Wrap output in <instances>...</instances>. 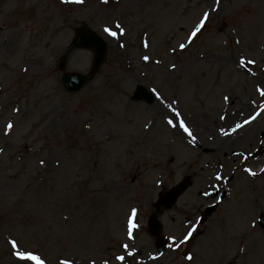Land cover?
<instances>
[{
  "label": "rangeland",
  "instance_id": "374dc122",
  "mask_svg": "<svg viewBox=\"0 0 264 264\" xmlns=\"http://www.w3.org/2000/svg\"><path fill=\"white\" fill-rule=\"evenodd\" d=\"M84 23L107 53L70 94L58 63L90 72L93 52L72 46ZM139 85L151 104L134 101ZM234 103L229 130L246 134L228 147ZM263 134L264 0H0V264H33L12 241L45 264H264V155L251 157ZM217 173L229 195L196 235ZM186 177L178 204L158 208ZM153 216L171 237L156 260Z\"/></svg>",
  "mask_w": 264,
  "mask_h": 264
},
{
  "label": "water",
  "instance_id": "95a60500",
  "mask_svg": "<svg viewBox=\"0 0 264 264\" xmlns=\"http://www.w3.org/2000/svg\"><path fill=\"white\" fill-rule=\"evenodd\" d=\"M85 29L86 26H84L83 29L79 32L75 44L78 47L92 48L95 51V58H94L93 71H92L93 73H95L97 69L101 66V63L103 61L106 51V45L97 36L87 33ZM64 67H65V59H62L60 63V69L63 70ZM86 81L87 78L79 74H69V75L66 74L63 79L66 89L71 92L79 91L84 86ZM139 90L140 92H143L142 88H140ZM145 98L149 102L152 101V98L149 94H146Z\"/></svg>",
  "mask_w": 264,
  "mask_h": 264
},
{
  "label": "snow or ice",
  "instance_id": "6c2138e0",
  "mask_svg": "<svg viewBox=\"0 0 264 264\" xmlns=\"http://www.w3.org/2000/svg\"><path fill=\"white\" fill-rule=\"evenodd\" d=\"M63 2L64 3H83V0H63ZM103 2L107 3L108 0H103ZM204 19L206 20L207 16H205ZM203 26H204V24L202 21L201 24L199 25V27H197L196 31L199 32ZM117 27L119 28V25H117ZM105 31L108 32V34L113 36V37L117 36V33L114 31H111L110 29L106 28ZM121 33H122V29H121ZM193 35H195V33H193ZM145 59H147V57H145ZM169 123H171V121H169ZM180 126L184 128L185 132H188L187 127H185L182 123ZM8 127L11 128V125H9ZM189 135H191L190 132H189ZM135 215H136L135 210H133V213H132L133 219L130 220V226H129V237L130 238H131L132 230L138 228V224L134 222ZM11 243H12L13 249H15L16 258L19 261H31V262H33V264H45V262L38 255H35V254L28 252V251H21L15 241H12ZM125 248H127V245H125ZM128 254L133 255V253H128ZM119 259L121 261H123L124 257L121 256V257H119ZM188 259H191V257L189 256Z\"/></svg>",
  "mask_w": 264,
  "mask_h": 264
},
{
  "label": "bare ground",
  "instance_id": "6f19581e",
  "mask_svg": "<svg viewBox=\"0 0 264 264\" xmlns=\"http://www.w3.org/2000/svg\"><path fill=\"white\" fill-rule=\"evenodd\" d=\"M236 107H237V104H235L232 109L229 107H226L225 111L223 113V116L221 118V123H222L221 124V131H222L223 135L225 136V143L228 144V147L230 145H232L233 143L234 144H240L242 141L241 139H243V136L246 134V132H244L243 130L240 131L241 130V128H240L237 132H234V134L230 135L229 126L231 125V123L235 121L236 124L239 125V122H237L238 119L236 117V114H237V111H236L237 108ZM239 116H240V113H239ZM58 121L59 120L55 119L52 122L57 124ZM181 150H182V152H185L184 151L185 149H181ZM172 163H173V161H172ZM233 229H235V228L233 227Z\"/></svg>",
  "mask_w": 264,
  "mask_h": 264
}]
</instances>
